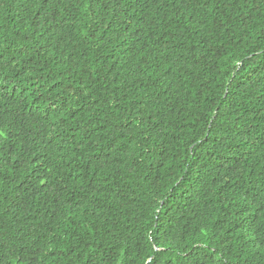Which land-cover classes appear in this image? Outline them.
<instances>
[{
    "label": "trees",
    "instance_id": "trees-1",
    "mask_svg": "<svg viewBox=\"0 0 264 264\" xmlns=\"http://www.w3.org/2000/svg\"><path fill=\"white\" fill-rule=\"evenodd\" d=\"M0 264H264V0H0Z\"/></svg>",
    "mask_w": 264,
    "mask_h": 264
}]
</instances>
